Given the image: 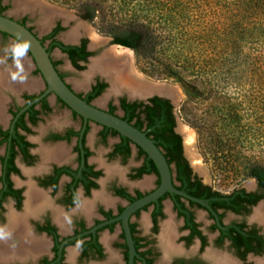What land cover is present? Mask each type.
Instances as JSON below:
<instances>
[{"label": "flooded vegetation", "instance_id": "af4514ba", "mask_svg": "<svg viewBox=\"0 0 264 264\" xmlns=\"http://www.w3.org/2000/svg\"><path fill=\"white\" fill-rule=\"evenodd\" d=\"M1 6L4 5L0 3V7ZM5 10L2 12V15L14 19L20 24L23 23L24 26L30 28L34 33L33 28L28 24V14H24L21 18L16 19L5 15ZM65 25V22L63 24L60 20H54L47 33L44 35H49L53 31L55 32L52 38L44 40V46L46 48L50 46L52 41L60 42L57 36L60 32L65 30ZM0 35L3 38H10L9 36L3 35V33H0ZM101 42L103 41H94V43ZM62 44L76 47L84 45L85 52L90 53V55L85 61H78V65H80L82 69L84 63H86L93 54L92 51L99 50L97 46L89 48L87 40L82 36L73 44ZM53 49H57L61 52L57 47ZM65 56L72 65L68 56L66 54ZM52 61L55 60L52 58ZM58 65L56 69L59 75L62 76L60 77L64 79L63 74L58 69ZM102 75L105 76L104 74ZM98 83L105 84V87L97 96L99 97L107 88L106 82L100 78H96L85 93H77L73 89L72 90L85 100L86 95L92 90V87ZM45 91L46 88L44 85L43 90L37 93L22 94L21 100L23 102L20 105H9L6 107V110L4 109V112L8 114L6 127H3L1 125L3 121H0V148H2V153L0 154V224L6 226L13 234L17 231V228L13 227L9 221V214L13 211L11 210L6 213L5 205L7 203H12L15 210H21L20 213L16 214L22 217L26 212L25 205L28 203V194L31 191L33 192L32 207H35V210L29 215L26 214L23 220H25L27 228L36 239H41L44 245L42 246L41 243V246L36 248L35 251L30 252L28 255H24L22 249H20L23 244L22 240L17 243L8 241L6 246L16 248V253L10 258H5L4 260L0 259V264H7L10 262H12L11 264H87L90 262H101L106 258L107 253V247L105 243L101 241V234L105 231L109 234L113 233L116 226H118L119 229L117 235L119 241L114 244V247L121 255V262H116L114 264H129V247L126 235L122 226V221L116 218L120 216L127 205L152 193L159 186L160 177L158 170L147 154L129 139L128 140L131 142L129 144V152H119L116 149V145L121 142V137L123 136L119 135L116 131L118 135H112L109 132L104 135L103 131L105 126L92 122L91 120L84 121L82 117L67 107L55 94L50 92L42 96ZM51 95L54 97V102L62 108L69 110L73 120H79V127L75 129L72 126H67L60 131L50 130L44 133V140L48 145L40 148V154L42 155L43 161H45L44 163L50 161L51 164L45 171L36 176L33 182L23 187L17 184L15 185L13 177H21L23 172L19 162L27 167L37 162V156L35 154L36 145L30 140V136L33 134L34 128L43 122L46 116L53 112V107L49 102V96ZM40 96L42 97L39 100L28 105ZM94 99L90 102L85 101L87 103H92ZM121 99L132 102L127 97L118 96L117 103L113 101L108 103V105L112 104L116 107L113 114L118 115L116 113L118 109L121 111L122 114L118 115L120 118L123 116V111L120 109ZM108 105L107 108L103 110L108 112ZM91 123L100 127L97 132V140L103 146L107 145L108 139H117L110 146V149L106 153V158L108 160L118 159L121 162H126L134 156L138 164L129 169L127 177L131 181L141 180L138 184L141 187H147L152 184L150 189L145 191L138 188L130 189L125 185H118L116 183H111L109 185V193L99 189L102 177L105 175V170L102 167L100 168V166H96L93 160H91L93 151L87 143V136L91 129ZM3 133H6V135H2ZM46 148H61L65 152V155L64 157L48 159L46 151L44 150ZM139 149H141L144 154L139 153ZM71 156L73 157L74 165H69L66 162V159ZM181 156L188 165L187 178L183 181L177 179V167L181 161L174 157L171 164L167 163L171 172L172 184L177 191L182 192L188 197L201 200L204 205L181 194L166 191L155 201L133 212L127 220L132 245L135 251L132 264H215L211 261L204 260L198 255L189 257H169L170 254L177 252L176 250L178 249V247H171L174 240H177L184 248H189L196 242L198 245V252L204 251L208 246H212L217 250L226 251L227 254L220 255V257L215 253L213 254V257L215 256L218 261L217 264H222L224 258L233 261L234 264H264V218L260 219V216L257 217L258 214L260 215L262 213L260 208L264 207V188L259 187L255 179V186L253 189L248 190L239 187L234 188L229 193H221L204 183L193 172L183 152ZM164 158L166 159L165 156ZM147 159L151 161L156 171H146V169L151 168V163ZM87 167L91 168V173H87ZM95 173L98 174L94 175ZM145 181L148 182L146 186L143 185ZM184 181H186L185 184ZM197 183H199V186H197ZM215 192L219 194H215ZM50 197L54 198L56 206H60L65 210L74 208V212H79L82 215L73 221L70 232L67 234H63V229L66 226V218H64L61 210L54 207ZM166 201L167 203L165 206ZM85 202L91 203V209L83 208ZM42 205H44V207H42ZM48 208L52 209L51 213H46L37 219H30V217L42 213L48 210ZM141 212L148 213L147 216L150 222L149 235L142 234L138 229L137 221L133 220V218L137 219ZM198 212L205 214L209 221L206 227L208 233L205 232V228H203L197 219ZM58 215L61 216L58 217ZM227 215L233 216V219L226 222L225 217ZM91 216H94V218L92 223L88 225L86 220H89ZM167 216L168 219H171V223L173 216L181 222L179 227L175 228L173 226L174 236L172 243L169 241L167 243V238L162 234L163 224L168 220L166 219ZM29 225H31V227ZM159 231L160 234L158 238L162 247L163 256L167 259L163 262L158 261L160 251L154 239ZM47 242H49V247L46 251ZM73 246H76L77 257L75 262L69 263L66 261L67 248ZM167 249L170 251L167 252ZM42 252L43 254L40 255ZM32 255L39 257L34 261L28 262L26 258Z\"/></svg>", "mask_w": 264, "mask_h": 264}, {"label": "rangeland", "instance_id": "374dc122", "mask_svg": "<svg viewBox=\"0 0 264 264\" xmlns=\"http://www.w3.org/2000/svg\"><path fill=\"white\" fill-rule=\"evenodd\" d=\"M162 0H0V3L6 6L5 15L21 18L24 14L29 15L28 24L33 28L34 33L42 38L49 30L54 20H60L65 25V30L59 33L57 39L64 44H73L81 36L87 40L89 48L98 47L104 44L106 39L112 37L106 31L124 28L134 18L139 22L156 28L161 32H170L173 30L164 21V14L161 13ZM89 2L96 4L98 11L96 18L93 21H88L80 16L82 3ZM168 4L180 2V0H164ZM215 2V1H214ZM207 0L199 1L198 7L203 10L197 21H202L199 26L196 38H205L212 34V32H219L217 22L213 21V14L207 7ZM56 8V10L68 15L69 19L61 16H56L52 22L47 26L46 19L48 15L43 11V7ZM47 15V16H46ZM159 18V19H158ZM201 19V20H200ZM161 29V30H160ZM195 29L197 27L195 26ZM73 30L77 31L76 40L68 41L65 36ZM93 34L101 38L103 42L94 43ZM173 36V34H169ZM174 37V36H173ZM172 38V37H171ZM169 38L166 47L177 48V43ZM13 39L2 37L0 35V56L4 53L2 49ZM93 43V44H92ZM113 43V42H112ZM195 46L197 42H194ZM46 45V44H45ZM201 45V44H200ZM111 46H106L99 50H93V54L88 61L84 63L83 69L78 70L74 68L65 54L53 49L51 52L52 58L59 62L58 69L63 74L64 80L77 93H85L91 83L96 78H100L107 84L106 90L92 103L102 109H106L110 101L117 103L118 96L131 97V92L124 87L118 92L109 93L111 83L108 79L100 73L92 75L89 79L87 73L90 69V64L94 60H98L103 56V53L109 51ZM250 47V46H249ZM126 49V48H122ZM121 50V49H118ZM128 50V49H127ZM131 52L132 68L145 81L156 82L160 84H168L172 93L166 97L173 106V111L176 116V132L181 136L183 154L188 160L193 172L206 184L213 187L221 193H229L234 188L243 187L246 189H253L255 186V178L251 177L248 170L251 166L259 164L264 166V73L250 72L248 66L242 71L235 73L234 79L229 82H224L222 75L216 76L207 75L204 70H196L190 72L186 70L185 64L175 66L173 59L170 57V52L165 51L163 54L157 56L154 60L143 59L138 57L133 50ZM248 55V59H244L250 66L252 60V48H245L243 51ZM105 54V53H104ZM28 63L29 73L28 80L36 84L33 88H24L20 91H9L11 89H0L5 97L4 109L9 105H20L23 101L21 95L24 93L34 94L44 88L43 80L36 72L33 61L28 54L26 58ZM241 59V62H244ZM2 66V67H1ZM12 61L9 59L6 65H0L1 69L12 67ZM176 77L183 78L178 81ZM26 81V82H27ZM36 81V82H35ZM38 83V84H37ZM110 83V84H109ZM193 86L194 90L189 86ZM6 89V90H5ZM174 90V91H173ZM175 92V94H173ZM108 95L106 101L100 104V100ZM138 96V95H136ZM129 99V98H128ZM253 101V102H252ZM49 102L53 107V112L46 116L37 127L34 128L30 140L36 145L35 154L37 156L36 164L27 167L23 163L20 166L23 170L21 177H13L15 185L24 186L34 181V178L41 174L51 164L50 161L44 163L40 148L48 145L44 140V133L53 130L60 131L67 126H72L77 129L79 127V120H73L69 110L62 108L54 102L53 95L49 96ZM121 115V111H116ZM5 113V120L1 123L6 127L8 118ZM90 132L87 136L88 146L93 151L91 160L96 166H100L105 170V175L100 182V190L109 193V185L116 183L118 185H125L128 188H138L142 191L148 190L150 186L141 187L139 182L128 179L127 174L131 167L136 166L138 162L135 161L134 156L126 162H121L118 159L108 160L106 153L110 146L117 140L116 138L108 139L107 145L103 146L97 140V132L100 129L91 123ZM193 133L194 139L192 146L187 139V132ZM2 148H0V154ZM69 165H74L73 157L66 159ZM44 163V164H43ZM30 181V182H29ZM64 182V181H63ZM54 207L62 211L64 218H66V226L63 229V234L70 232V227L73 221L81 217L79 212L65 210L58 207L54 203V198L50 197ZM167 201L165 202L166 206ZM6 213L13 211V213H20L21 210H15L12 203H7ZM16 211V212H15ZM52 209L38 213L30 219H37L46 213H51ZM173 213V212H172ZM147 212H141L140 216L135 219L137 221L138 229L144 235H149L150 222ZM174 214V213H173ZM95 215V214H94ZM94 216H91L86 223H92ZM168 219V216L167 218ZM197 219L205 228L208 225V219L205 214L197 213ZM233 219V216L227 215L225 221ZM173 226L179 227L180 220L172 217ZM3 225V224H2ZM0 224V226H2ZM31 227V225H29ZM119 229L116 226L113 233L106 231L101 234V241L106 245V258L101 262L87 263V264H114L120 261V253L115 249L114 244L119 241ZM160 231L155 236V243L160 251L158 261H166L163 256L162 247L160 245L159 236ZM168 243V241H167ZM171 243V242H170ZM49 247V242L46 244V251ZM171 247H178L177 252L170 254L171 256H195L203 258L217 264L218 261L213 254L220 255L227 254L226 251L214 249L208 246L204 251L198 252V245L195 242L191 247L184 248L177 240L173 241ZM45 252V251H44ZM43 254L40 253V255ZM39 255V254H38ZM39 255V256H40ZM39 256L32 255L26 260L28 262L36 260ZM76 246L68 247L66 253V261L73 263L76 260ZM169 259V258H168ZM7 263V264H11Z\"/></svg>", "mask_w": 264, "mask_h": 264}, {"label": "trees", "instance_id": "16d2710c", "mask_svg": "<svg viewBox=\"0 0 264 264\" xmlns=\"http://www.w3.org/2000/svg\"><path fill=\"white\" fill-rule=\"evenodd\" d=\"M199 1L201 0H180V2L171 3L168 6L167 2L161 1L162 9L160 11L164 14L166 24L173 29L170 32H161L134 18L124 28L106 31V33L112 37L113 43L133 50L140 58L154 60L158 55L169 51L175 66L185 64L186 70L190 72L204 70L212 78L219 73L224 82L234 79L235 73L242 71L247 66L252 73H264V0H207L205 7L211 11L212 16H217L218 19L215 17L213 21L217 22L219 32H212L205 38H196L194 35L198 34L197 30L202 23L196 18L203 11L198 7ZM5 9L4 6L0 7V15ZM97 11L96 4L85 2L81 5L80 16L85 20L93 21ZM28 29L30 30V28ZM53 33L55 32L53 31L40 39L41 43L44 44V40L52 38ZM169 34H173L174 37ZM3 35L8 36L5 33ZM169 38L177 43V48L168 49L166 47ZM194 42H197L198 46H195ZM56 47L68 56L72 65L77 69H82L78 65V61H85L90 55L85 52L84 45L80 47L65 46L57 41H52L46 50L50 53ZM245 48H252L251 63H254L252 66L244 60L248 59V55L243 52ZM241 59L244 62H241ZM52 63L57 68L58 62L52 61ZM35 70L39 73L37 69ZM176 78L178 81H184L183 78ZM189 86L192 90L196 89L190 83ZM104 87L105 84L100 83L93 86L85 100L90 102L101 93ZM108 106V112L113 114L116 107L112 104ZM120 109L123 111L122 119L137 129L143 130L162 150L168 164L172 163L174 157L181 161L177 167V179L185 180L188 165L181 156L183 152L182 139L175 131L176 116L170 101L158 96L150 97L146 102H127L125 99H121ZM107 132L118 135L114 130L104 127L103 134L105 135ZM2 135H6V133ZM130 143L127 138L121 137V142L116 145V149L121 153H128ZM139 153L144 154L141 149H139ZM147 160L151 163L149 159ZM146 171H156V169L151 163V168ZM87 173H91L90 167H87ZM248 173L256 179L259 187L264 188V166L253 165L249 168ZM215 194L219 193L215 192Z\"/></svg>", "mask_w": 264, "mask_h": 264}, {"label": "water", "instance_id": "95a60500", "mask_svg": "<svg viewBox=\"0 0 264 264\" xmlns=\"http://www.w3.org/2000/svg\"><path fill=\"white\" fill-rule=\"evenodd\" d=\"M0 33L7 34L13 40H15L18 36H22L30 41L31 49L28 54L30 55L35 68L38 70L46 88V91L42 96L50 92L55 94L67 107L82 117L84 121L91 120L92 122L111 128L119 135L129 139L132 143L141 148L155 164L160 177L159 186L152 193L127 205L120 216L116 218L122 221V226L126 235L129 247V264H132V258L135 254V251L132 245L127 220L133 212L145 206L146 204L155 201L166 191L170 193L181 194L195 202L204 205L201 200L188 197L174 188L171 181L170 168L163 156L162 151L155 145L154 141L146 135L145 132L137 129L126 120L120 118L118 115L111 114L103 109H100L94 106L92 103H87L72 90L67 82L60 77L57 69L52 63L50 53L46 50L44 44L41 43L40 38L36 36L31 30L14 19L0 15ZM112 42V39H106L104 44L98 46L97 48L102 49L106 46L126 48ZM162 85H164V87H170L168 84ZM42 96L35 99L28 105L33 104ZM153 96L166 98L168 95L152 93L143 96H128V98L131 101L138 100L146 102L148 98Z\"/></svg>", "mask_w": 264, "mask_h": 264}, {"label": "bare ground", "instance_id": "6f19581e", "mask_svg": "<svg viewBox=\"0 0 264 264\" xmlns=\"http://www.w3.org/2000/svg\"><path fill=\"white\" fill-rule=\"evenodd\" d=\"M43 11L48 15V18L46 19L47 26L52 22V20L56 16L64 17L67 20L69 19V17H67L68 15L62 13L61 11L56 10V8L52 9L50 7L49 8L43 7ZM77 31L78 30L71 31L65 36V39L68 41L76 40L75 38L77 37ZM92 38L95 42L102 41L100 40L101 38L97 37L95 34H93ZM109 49H110L109 51L104 52L105 54L103 53V56L100 59L94 60L90 64V69L87 73L88 79L92 75H95L96 73L104 74L108 78V81L111 83V89L109 90V93L118 92L120 89L126 87L130 90L131 96H136V95L143 96L152 93L171 95L172 93L171 87H164V85L160 83L145 81L143 78H141L140 76H138V74L135 73L134 69L132 68V62H131L132 55L129 49L128 50L122 49L121 47L118 48L115 46H111ZM24 64H25V70H27L29 68L27 60L24 61ZM13 70H14L13 66L6 69L0 68V89L7 88L13 91H20L24 88L31 89L36 85L33 84L32 81L31 82L27 81L23 84L12 82L10 78V72ZM173 94H175V92ZM3 95L4 94H2L0 90V121H4L6 117L4 112L5 97ZM107 97L108 95L105 98H102L99 103L100 104L104 103ZM187 139L191 144L190 146H192L194 139L192 132L190 131L187 132ZM46 149L44 150L46 151V155L48 159L64 157L65 155V152L61 148H56V149L46 148ZM143 185L145 186L148 185V182L145 181ZM32 195L33 192L30 191L28 194L29 196L28 203L27 205H25L26 212L24 215H22V217L13 212H10L9 214L10 224H12L13 227L17 228V231L12 235V238L9 240V242L17 243L22 240L23 244L21 245L20 249H22V253L24 255H28L30 252L35 251V249L39 248V246H41L40 244L42 243L41 239H36V237L31 233V231L27 228L25 224V220H23V218L25 219L26 214L29 215L31 212H34L35 210L34 209L35 207L34 208L32 207L33 204ZM90 204H91L90 202H85L83 208L91 209ZM42 207H44V205H42ZM260 210L262 213L260 215L258 214L257 217L260 216V219H262L264 218V207H261ZM59 216L61 215H58V217ZM172 224L173 222L171 223V219H168L163 224V232H162L164 237L167 238L166 240L171 243L174 236ZM7 243L8 241L7 242L0 241V259L4 260L5 258H10L16 253V248L6 246ZM43 245L44 244L42 243V246ZM169 251L170 250L167 249V252ZM222 264H234V262L227 258H224Z\"/></svg>", "mask_w": 264, "mask_h": 264}, {"label": "clouds", "instance_id": "9594fccd", "mask_svg": "<svg viewBox=\"0 0 264 264\" xmlns=\"http://www.w3.org/2000/svg\"><path fill=\"white\" fill-rule=\"evenodd\" d=\"M30 49V41L22 36H18L2 49L4 54L0 56V65H6L9 59L12 61L14 67V70L10 72L12 82L23 84L27 81L29 73L25 70L24 61ZM12 235L13 233L6 226H0V241H9Z\"/></svg>", "mask_w": 264, "mask_h": 264}]
</instances>
